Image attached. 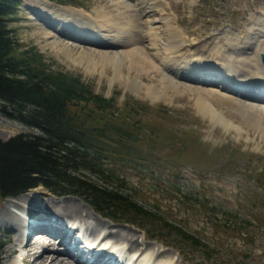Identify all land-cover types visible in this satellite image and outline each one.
Here are the masks:
<instances>
[{
    "label": "rangeland",
    "instance_id": "1",
    "mask_svg": "<svg viewBox=\"0 0 264 264\" xmlns=\"http://www.w3.org/2000/svg\"><path fill=\"white\" fill-rule=\"evenodd\" d=\"M161 1L166 6L163 13L173 20L175 29L172 32L185 34L184 50L192 46L197 51L204 42L210 43L225 32L240 37L252 28H264V0ZM34 2L46 4L58 13L65 8L81 12L89 19L98 21L103 14L106 19L123 23L128 20L123 16L129 12L130 6L131 13H135L132 17L140 22L137 21V27L150 26L149 30L160 33L155 45H151L147 37L142 36L135 45L152 52L158 62L164 57L162 31L167 27L153 21L157 14L155 12L138 13L133 5L134 0H66L62 4L56 0H22L17 14L8 22L21 49L36 47L51 67L79 76L94 92L113 97L114 114L123 112L127 118H134L140 127L143 126L137 135L138 142L130 143L123 149L126 156L118 157L115 162L108 160L107 163L119 175V180L125 183L126 190L134 195L135 200L161 217V223H166V227L153 225L151 221L145 222L143 227L110 220L96 213L77 196L57 197L41 186L26 192L28 194L0 197V211L7 204L11 211L22 214L25 204L22 208L15 204L23 203L20 197L24 194L37 200L39 194L36 195V190H39L42 205L46 202L76 204L77 214L81 209L88 221L100 220L103 223L95 232L102 229L125 230L129 235L125 233L124 236L127 239L134 236L139 248L150 245L154 251L174 255L178 260L176 264H264V120L260 121L262 126L259 129L251 123L250 118L246 124L248 116L241 118L239 114L234 115V112L223 107L222 115L234 118L231 123L234 126L240 123L241 128L225 127L210 115L202 113L196 105L197 94L185 88L190 86L205 93L214 87L211 84L203 85L196 80L177 77L173 79L174 84H184V88L177 84L176 87L165 89L160 84L155 67L147 69L146 66L134 63L133 66L129 58L121 62L117 58L106 60L104 56L105 53H115L114 56H117V53L130 46L105 48L101 47L103 45L57 37L35 19L30 5ZM75 23L76 27L83 26L80 22ZM176 28L182 33H178ZM51 34L56 39L50 37ZM72 44L76 48H70ZM215 51L216 48L212 52ZM85 54L93 57V64L82 58ZM220 54L221 51H217V56ZM233 96L245 103H256L254 100ZM124 104L128 108L122 111ZM212 104L218 108L217 103ZM138 129L134 128L136 131ZM17 134L36 135L40 131L0 113V139L7 140ZM253 175L258 176V180ZM61 213L67 216L62 210ZM93 222H86L88 233H85V242L92 237L89 230ZM13 225L6 226L12 228ZM7 230L0 223L2 263L21 264L18 258L20 253L7 255L8 249L16 243L15 234ZM110 234L114 235L113 232ZM114 240L118 241L116 247L126 248L121 242L125 238ZM113 243L110 241V244ZM153 249L144 252L145 259L149 257L151 262ZM55 254L63 256L59 252ZM140 261L135 260L136 264Z\"/></svg>",
    "mask_w": 264,
    "mask_h": 264
},
{
    "label": "bare ground",
    "instance_id": "2",
    "mask_svg": "<svg viewBox=\"0 0 264 264\" xmlns=\"http://www.w3.org/2000/svg\"><path fill=\"white\" fill-rule=\"evenodd\" d=\"M134 1L135 4L133 5L136 6V11H138V13L146 14L155 12L157 14L153 21L161 22L167 27L166 30L162 31L164 36L161 47L164 57L161 62H158L157 56L149 50L145 51L144 48L136 47V43L141 40V36L147 37L151 45H155L160 33L157 34L149 30L151 29L150 26L146 28H144V26L137 27L138 19L134 20V17H132L135 13H131L132 9L130 6H128L129 12L127 11L126 15L123 16V18L126 17L129 21L127 20V22L125 21L123 23L120 20H114L112 18H110L112 20L106 19L103 14L100 15L101 17L98 16L99 20L97 21L95 19H89L82 15L81 12H75L74 10L64 8L63 12L58 13L51 7L49 8L46 4L34 2L30 5L32 6L35 19L41 22L44 27L52 30L57 37L63 36L66 39L74 38L86 43L103 45L104 47L130 46L131 48L117 53V56H114L115 53L114 55L109 54L110 56L105 53L104 56L106 60L117 58L121 62L125 60L124 58H129L133 66L134 64L141 65V67L146 66L147 69L155 67L154 70L158 73L160 84H162V87H165V89L169 86L176 87L177 84L184 88V86H182L184 84H174L175 82L173 79L177 77H183L189 80L194 79L198 82L201 80L205 83L214 85L215 88L212 87L205 93L191 88L190 86H185V88L197 94L196 105L202 113L210 115L213 120L215 119V121L223 124L225 127L234 126L231 123L234 121V118L230 119L227 115H222L221 111L223 107L228 109L229 112H234V115L239 114L241 118L248 116L246 117V124L251 120V123L253 125L255 124L260 129L259 126H262L260 125V121L264 120V96L252 94V90L256 88L261 90L264 88V64L259 60V55L264 52V28H252L253 30L245 32L243 36L240 37H234V35L224 31L225 33L223 35L219 38L212 39L210 43L204 42L202 48L200 47L197 51H195L196 47L193 48L192 46H188V48L184 50L182 47H186L185 44H183L185 42L183 40L185 34L178 35L172 32V30L175 29L173 20L163 13L166 6L161 0ZM75 22H80L83 26L76 27ZM263 22L264 21H262V23ZM262 26L264 27V23ZM178 29L179 28H176V31ZM178 33L182 32L179 31ZM55 35L51 34L50 37L53 38ZM105 37H108V39L104 40ZM56 43L57 41L55 40L54 44L56 45ZM70 48H76V46L72 44ZM215 48L216 51L213 53L212 51ZM217 51H221L219 56H217ZM82 58H85L86 61L93 64V57H91V55L85 54L82 55ZM151 61L152 66H150ZM219 78L223 79L222 83L221 81H214ZM225 80L228 83H226ZM230 82L237 85L243 93L239 94L237 89L233 88ZM234 94L244 99L254 100L256 103H245V101H241V99L234 97ZM212 102L217 103V109ZM234 127L240 129V123ZM36 195H38L37 200H34L33 196L25 194L20 197L21 203H23H19V205L16 203L15 205L21 206L22 208L25 204V207H23L25 209L22 210V212L24 211L22 214H18L17 211H11L7 204L3 206L0 211L1 226H3L4 229H8L7 231L9 233L15 234L16 238L14 237V241L18 244L16 246L14 242V245L8 249L7 255L20 253L18 254V258L21 264H81L78 258H86L88 261L91 257H93L91 264H136L135 260H138V262L142 260L139 264H141V262L144 264H176L178 262V260L174 258V255L169 256L165 253L162 254L164 251H154V247L150 245H143V248H139V245L137 246L136 244L137 239H135L136 241L133 239L134 236L128 237L130 239L124 236L125 233L127 236L129 235L125 230L102 229L95 232L103 223L100 220V222L88 221L86 214L83 215L81 213V209L77 214L78 207L76 204L72 203L68 205L65 203L67 204L65 205L63 203L46 202L42 205L43 200L39 190H36ZM39 196H41V198ZM9 203L12 204L11 202ZM59 208L63 212H66L67 216H64ZM48 212L50 215L48 214L49 216L47 217ZM86 222H93L90 225L91 228L89 233L92 237L96 238L94 241L90 238L88 241H84L85 233H88ZM12 224L15 225H13L12 228L6 226ZM74 225L77 228H74ZM83 228H85V230H83ZM34 230H38L41 234L33 235L28 239L30 232ZM112 232L114 235L110 234ZM118 237L126 239L121 241L126 247V253H123L124 259L122 258L123 256L119 258L113 256V254L116 253L115 243L118 242L114 239H118ZM110 241L114 243L111 246L112 249L107 250L104 246ZM72 244H75L77 247L75 249V252H78L77 259L71 255V248L69 246ZM149 248L153 249L151 255L153 257L152 262L149 257L145 259L146 253L144 252ZM59 250L62 251L61 253L64 254L63 256L55 254ZM120 252L116 254L120 256ZM135 255L137 256L133 261Z\"/></svg>",
    "mask_w": 264,
    "mask_h": 264
},
{
    "label": "trees",
    "instance_id": "3",
    "mask_svg": "<svg viewBox=\"0 0 264 264\" xmlns=\"http://www.w3.org/2000/svg\"><path fill=\"white\" fill-rule=\"evenodd\" d=\"M21 3L0 0V113L40 134L0 139V197L41 186L55 196H77L112 220L166 227L161 217L135 200L107 163L138 142L143 126L123 112L114 114L113 97L51 67L36 47L20 48L8 22ZM126 108L124 104L122 111Z\"/></svg>",
    "mask_w": 264,
    "mask_h": 264
},
{
    "label": "water",
    "instance_id": "4",
    "mask_svg": "<svg viewBox=\"0 0 264 264\" xmlns=\"http://www.w3.org/2000/svg\"><path fill=\"white\" fill-rule=\"evenodd\" d=\"M261 58H262V61L264 62V53L261 54ZM255 179L257 180L258 177H255Z\"/></svg>",
    "mask_w": 264,
    "mask_h": 264
}]
</instances>
